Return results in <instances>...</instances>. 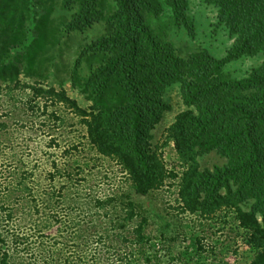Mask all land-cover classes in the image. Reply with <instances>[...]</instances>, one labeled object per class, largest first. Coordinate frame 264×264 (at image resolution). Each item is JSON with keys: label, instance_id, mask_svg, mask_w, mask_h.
<instances>
[{"label": "trees", "instance_id": "trees-1", "mask_svg": "<svg viewBox=\"0 0 264 264\" xmlns=\"http://www.w3.org/2000/svg\"><path fill=\"white\" fill-rule=\"evenodd\" d=\"M202 1L216 7L219 25L234 38L223 58L207 50L184 56L169 40L168 29L160 23L166 9L173 27L194 35L189 0H0V69L6 74L16 72L14 65L6 68L5 56L18 47L29 49L26 57L33 64L37 49L48 38L56 44V30L53 33L48 26L56 4L75 10L67 31L105 23L107 32L85 47L100 57L99 66L87 78L81 72L82 55L73 68L74 85L92 101L90 106H82L63 86L10 80L32 90L27 101L31 109L36 108L32 102L41 99L46 102L44 114L50 104L74 113L85 127L91 147L120 166L137 194L147 195L169 183L182 214L210 217L223 209L234 212L249 233L254 256L248 264H264V0ZM34 7L43 9V14L36 18L37 38L28 44L26 23L35 20L36 13L30 14ZM256 56L262 62L247 75L232 78L225 74L228 63ZM78 72L83 76L74 79ZM172 87L179 90L186 108L165 129L162 145L173 144L179 169L167 167L153 132L172 109L165 97ZM56 119L62 118L57 114ZM212 151L226 157L227 163L213 170L203 168L201 158ZM119 199L117 195L98 197L94 208L104 209L103 215L109 216L108 205ZM121 212L124 222L116 239L125 244L123 250L152 245L153 237L146 231L149 219L134 203L128 200ZM12 213L8 207L0 208V264L136 262L116 255L105 259V250H101L104 237H97V230L90 233L86 225L75 228L72 240L65 243L55 233V241L46 246L41 243L44 234L39 241L32 234L12 230L7 225L13 220ZM194 241L199 250H207L200 237ZM147 259L151 262L149 253Z\"/></svg>", "mask_w": 264, "mask_h": 264}, {"label": "rangeland", "instance_id": "rangeland-1", "mask_svg": "<svg viewBox=\"0 0 264 264\" xmlns=\"http://www.w3.org/2000/svg\"><path fill=\"white\" fill-rule=\"evenodd\" d=\"M30 10L31 16L36 13V17L26 23L28 44L37 38L36 18L43 14L40 7ZM73 12L56 4L48 23L51 32L56 30V44L48 38L46 45L37 49L33 64L26 57L29 49L18 47L5 56L6 68L14 65L16 72L6 74L0 69V208L5 206L13 212V220L7 225L12 230L34 235L35 239L39 237V241L40 234H44L41 243L46 246L55 241V233L65 243L73 237L75 228L86 225L90 233L98 231L97 237H104L101 250H105L104 258L109 260L116 255L125 256L126 260L136 259L134 264H248L254 256L248 242L249 233L239 225L234 212L223 209L210 217L182 214L177 209L175 189L169 183L147 195L137 194L120 166L91 147L86 129L74 113L62 105L50 104L48 113L44 114L46 102L41 99L32 102L35 109L29 107L27 101L32 97V90L22 89L21 84L33 85L37 81L42 86L65 87L84 107L92 104L80 86L74 85L73 68L76 60L84 55L81 72L90 78L89 72L99 66L100 57L92 50L85 51V47L101 39L107 27L105 23H96L83 31H67ZM188 12L195 25L193 36L184 28L173 27L167 9L160 16L161 25L168 29L169 40L179 53L186 56L207 50L215 57H225L234 38L224 25H219L216 7L202 0H189ZM261 62L258 56L244 57L228 63L224 71L232 78H239ZM82 73H76L74 79L82 77ZM13 77L21 81L20 86L10 80ZM165 97L172 109L153 131L157 145L163 144L165 129L176 114L186 108L176 87ZM57 114L62 118L60 121L56 119ZM161 152L168 168H180L173 144L162 145ZM227 161L216 151L201 158L203 168L212 170ZM109 195L120 199L108 205L110 215L105 216L104 209L94 206L98 197ZM128 200L149 219L146 231L153 237L152 245L144 248L128 246L133 254L128 248L123 250L125 244L116 239L117 232L122 231L118 230L119 225L124 222L120 219L121 210ZM194 237L203 240L206 251L197 248ZM148 253L151 262L146 260Z\"/></svg>", "mask_w": 264, "mask_h": 264}]
</instances>
